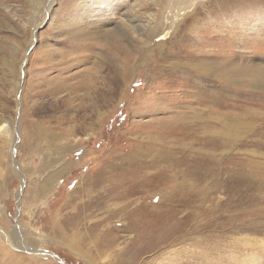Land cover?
<instances>
[{
  "label": "rangeland",
  "instance_id": "374dc122",
  "mask_svg": "<svg viewBox=\"0 0 264 264\" xmlns=\"http://www.w3.org/2000/svg\"><path fill=\"white\" fill-rule=\"evenodd\" d=\"M104 1L0 0V264H264V0Z\"/></svg>",
  "mask_w": 264,
  "mask_h": 264
},
{
  "label": "bare ground",
  "instance_id": "6f19581e",
  "mask_svg": "<svg viewBox=\"0 0 264 264\" xmlns=\"http://www.w3.org/2000/svg\"><path fill=\"white\" fill-rule=\"evenodd\" d=\"M106 2V1H104V0H101V2ZM111 1H113V0H111ZM108 3H110V0H107V4H105V5H108ZM130 20H132L131 18H130ZM112 35V34H111ZM114 35V34H113ZM114 37V36H113ZM107 68V67H106ZM110 68V67H109ZM103 78H105V76H103ZM84 81H86V80H84ZM87 82V81H86ZM84 84V83H83ZM86 84V83H85ZM106 84V83H105ZM95 89V88H94ZM90 90H92V89H90ZM94 91V90H93ZM99 91V90H98ZM85 94V93H84ZM82 95V94H81ZM86 96H87V94H86ZM44 186V185H43Z\"/></svg>",
  "mask_w": 264,
  "mask_h": 264
}]
</instances>
